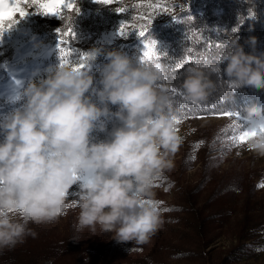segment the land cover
Masks as SVG:
<instances>
[{
    "label": "clouds",
    "instance_id": "clouds-1",
    "mask_svg": "<svg viewBox=\"0 0 264 264\" xmlns=\"http://www.w3.org/2000/svg\"><path fill=\"white\" fill-rule=\"evenodd\" d=\"M237 40L222 43L210 73L219 74L227 61L230 91L242 86L264 89V53L246 54ZM250 42L254 48L255 38ZM101 54L99 48L90 50L82 68L50 66L46 79L28 83L22 108L0 120V250L27 236L35 238L31 224L66 215L69 190L77 184L78 230L95 233L99 228L113 233L118 242L143 246L164 225L163 213L171 209L165 211L155 199L154 181L174 166L171 157L183 141L179 109L160 83L166 79L165 69L154 61L108 51V62L99 70L102 87L96 88L91 69ZM181 87L185 100L201 104L217 83L193 67ZM242 116L258 126L264 104L246 107ZM113 118L119 126L108 139L94 142L92 133L106 131V122ZM247 148L264 157V132L250 137ZM254 250L264 251V246Z\"/></svg>",
    "mask_w": 264,
    "mask_h": 264
},
{
    "label": "trees",
    "instance_id": "trees-1",
    "mask_svg": "<svg viewBox=\"0 0 264 264\" xmlns=\"http://www.w3.org/2000/svg\"><path fill=\"white\" fill-rule=\"evenodd\" d=\"M117 3L126 12L135 11L139 18L144 14L152 17L146 38L139 36L131 42L137 46L131 52V58L136 59L142 55L145 40L157 42L159 59L153 61L165 69L166 79L160 83L165 86L166 94L179 109V117L222 113L228 109L242 114L250 105L264 104V89L242 86L234 92L229 90L225 83L228 77L224 72L227 61L220 65L219 74L210 73L214 57L222 51V43L231 38L238 37L237 43L246 54L264 53V0H118ZM156 4H161L167 11L155 8ZM73 10H68V14L73 15ZM252 38L256 41L254 48L250 42ZM101 59L99 57L91 69L93 86L96 88L102 87L99 71ZM178 64L183 66L178 68ZM193 67L200 68L217 83L216 90L201 104L185 100L181 87L188 70ZM46 76L41 79H46ZM39 78L34 82L39 83ZM26 87L18 92L13 101V111L26 103L23 95ZM92 99L95 101L96 97ZM109 108L113 112L117 110L111 104ZM237 125L239 122L223 124L208 134L197 132L186 141L187 145L181 147V155L173 161L174 166L155 179V188L163 187L172 192L171 200L163 207L171 211L163 213L165 223L162 226L163 231L168 229L170 233L165 235L157 232L143 246H136L132 241L118 242L107 232L100 231L96 235L88 229L78 230L79 211H76L69 217L65 230L57 229L55 220L31 224L30 227L37 233L36 237L27 236L22 243L0 250V264H47L49 260L53 264H250L241 262L237 251L243 248V241L252 235L244 231L242 234L241 231L238 245L227 252L209 247L216 233L210 226L211 215L205 212L222 192L232 195L255 188L249 173L217 172L209 170V165H203L204 154L215 150L213 146L218 149L222 142L238 133L241 129ZM117 126L118 120H108L106 131L96 130L92 133L94 142L108 139V133ZM3 139L4 133L0 131V142ZM200 141L203 143L197 148L196 144ZM197 161L201 163L200 179L191 185L179 180L180 173L194 166ZM259 172L264 177V167ZM205 180L212 185L204 199L198 201L197 195ZM137 247L140 250H135Z\"/></svg>",
    "mask_w": 264,
    "mask_h": 264
},
{
    "label": "rangeland",
    "instance_id": "rangeland-1",
    "mask_svg": "<svg viewBox=\"0 0 264 264\" xmlns=\"http://www.w3.org/2000/svg\"><path fill=\"white\" fill-rule=\"evenodd\" d=\"M76 1L78 12L74 9L73 15H69L68 9H62L61 13L56 15L38 12L30 0L28 2L16 0L27 14L21 18L17 13L11 28L8 27L9 21H4L3 32L0 33V119L13 111L12 103L22 88L26 87L30 81L34 82L37 77H40L41 81L42 76H48L47 70L50 66L61 64L57 63L61 61L58 47L61 41L57 29L63 32L70 27L75 33L74 38L64 45L65 49H71L66 59L72 66H76L80 62V57L86 56V53L94 48L102 50V54L97 57V59L102 58L101 65L108 62L106 59L108 51H121L129 57L132 56L131 52L135 51L137 46L131 42L139 37L135 26L144 23L139 15L136 16L135 11L133 13L116 11L117 8H121L117 3L118 0L104 6L100 5V0H74L75 3ZM7 2L12 3V0ZM144 16L147 15L144 14ZM121 23L128 26V33L125 35L120 34ZM128 37L130 39L125 41ZM73 43L81 47L77 48ZM227 111L239 113L229 109ZM180 118L181 123L178 127L183 141L178 151L171 157L173 161L181 155V147L187 145L186 141L194 137L197 132L204 131L208 134L223 124L234 122L251 127L250 122L240 113L239 116L232 117L211 113ZM233 136H230L226 142H222L218 149L213 146L215 150L206 152L203 165H209V170L217 172L249 173L255 188L232 195L222 192L218 199H214L205 209V212L211 215L210 226L216 233L209 247H216L227 252L238 245V236L241 231L242 234L243 231L248 232L252 236L247 237L244 243L242 242L244 245L237 251V257L241 262L264 264V251L254 250L256 247L264 246V186H262L264 177L260 176L259 172L264 167V157L250 151L247 148L248 142L235 145L232 141ZM200 164L197 161L193 164L194 166L180 173L179 180L187 185L196 183L201 177ZM211 185L209 181L204 182L202 190L197 195L198 201L204 199ZM76 191H78V184L73 185L69 190L68 202L73 206L69 207L66 215L55 220L59 230H65L69 217L79 211L73 194ZM154 194L161 208L171 200L172 196V192L163 187H154ZM167 231H163L161 227L157 232H163L166 235L170 233V230L167 229ZM98 232H100L99 228L95 233H91L97 235ZM106 234L113 235L111 232Z\"/></svg>",
    "mask_w": 264,
    "mask_h": 264
},
{
    "label": "snow or ice",
    "instance_id": "snow-or-ice-1",
    "mask_svg": "<svg viewBox=\"0 0 264 264\" xmlns=\"http://www.w3.org/2000/svg\"><path fill=\"white\" fill-rule=\"evenodd\" d=\"M25 2H28V0H25ZM31 4L36 6V9L38 12H42L44 14H56L59 15L61 13L62 9H68L72 10L75 9L77 12L79 11L78 8L75 6L74 0H30ZM100 2L104 5H110L114 3V0H100ZM151 7V5H149ZM155 8L161 9L163 11H167L166 8H163L161 4H156ZM116 11L124 12V8H117ZM19 13L20 17L23 18L27 13L21 8L20 4L16 2V0H12V3H8L7 0H0V33L3 32V22L4 21H14L15 15ZM144 21L143 24L137 25L138 30V36L146 38V34L149 32L148 25L151 23V17L150 16H142L140 17ZM9 28L12 27V24L10 23L8 25ZM59 35V39L61 41V44H58V47L60 48V57H61V65H64L66 63H69V61L66 59V56L70 54L71 49H65L64 45L70 42V39H73L75 36V33L73 32L72 28H68L66 31H61L60 29H57ZM120 34L125 35L128 33V26L124 23L120 24ZM156 41L151 40L144 42V51L142 55L140 56L141 61H153V59H159V53L156 51ZM63 45V46H62ZM85 56L80 57V62L73 66L74 68H82L85 65L83 64V60L85 59ZM157 67H160L161 64L157 63ZM183 64H178L177 67H182ZM174 91V90H173ZM216 115H220L223 117H232V116H239V113H233L230 111L222 112V113H215ZM177 123H181V118H177ZM238 129L240 130L238 135H235L232 137V141L235 145H241L244 143H247L249 138L252 136L257 135L258 132H264V119H262L261 123L258 126H251V127H245L244 124L237 125ZM203 143V141L197 142L196 147H200V145ZM195 159V157H192ZM264 186V185H262ZM167 190V189H166ZM73 205H69V207H72ZM168 209L165 208V211Z\"/></svg>",
    "mask_w": 264,
    "mask_h": 264
}]
</instances>
